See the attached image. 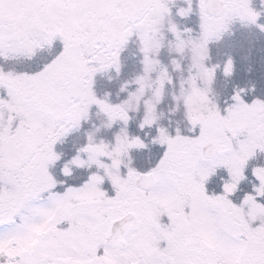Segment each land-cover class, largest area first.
Instances as JSON below:
<instances>
[{
  "label": "snow or ice",
  "instance_id": "6c2138e0",
  "mask_svg": "<svg viewBox=\"0 0 264 264\" xmlns=\"http://www.w3.org/2000/svg\"><path fill=\"white\" fill-rule=\"evenodd\" d=\"M258 43L264 0H0V264H264Z\"/></svg>",
  "mask_w": 264,
  "mask_h": 264
},
{
  "label": "rangeland",
  "instance_id": "374dc122",
  "mask_svg": "<svg viewBox=\"0 0 264 264\" xmlns=\"http://www.w3.org/2000/svg\"><path fill=\"white\" fill-rule=\"evenodd\" d=\"M261 46H264V45L258 43L256 45V49L254 50V53H253V58H254V61H255V63H254L255 71H254L253 75L255 77H259L261 75V71H262V69H261V58H262V56H264V53H261L259 51ZM238 59H239V56H238ZM244 67H246V65ZM244 75H245V73L242 71V73L240 75V79H243Z\"/></svg>",
  "mask_w": 264,
  "mask_h": 264
}]
</instances>
